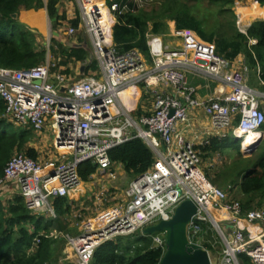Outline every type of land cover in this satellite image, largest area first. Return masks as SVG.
<instances>
[{"label": "built area", "instance_id": "2783aa9c", "mask_svg": "<svg viewBox=\"0 0 264 264\" xmlns=\"http://www.w3.org/2000/svg\"><path fill=\"white\" fill-rule=\"evenodd\" d=\"M76 1L98 71L72 78L54 71L55 64L49 61L27 69L0 68V97L6 105V117L21 128H31L35 136L48 129L53 151L44 159L13 155L4 167L0 187L15 183L16 193L28 209L56 218L51 201L68 197L79 187V163H96L94 176L108 172L116 168L108 151L139 138L150 147L154 162L129 182L122 202L82 222L75 237L50 233L53 238L65 239L76 257L73 264H90L101 244L142 233L146 226L170 219L175 208L188 199L197 206L187 226L189 240L197 237L199 223L208 221L223 244L218 264H241V254L252 264H264V206L243 212L238 201L228 200L227 192L206 178L196 143L184 134L195 109L207 115L212 128L197 144L208 142L210 137H225L224 132L232 129V136L242 145L250 132H260L264 92L247 84L248 67L244 62L233 67L234 63L216 53L214 44L190 30L176 31L181 37L178 49L167 50L156 36L148 39L152 64L136 50L118 53L102 21L99 2L105 5L104 0ZM106 10L111 31L114 19L110 14L117 5ZM68 33L74 35L75 29ZM186 72L214 80V95L198 97ZM130 88V94L124 95ZM139 89L150 97L151 107L135 115ZM236 116L239 119L234 125ZM212 211L219 212L217 217ZM164 242V233L154 235L155 246L164 249Z\"/></svg>", "mask_w": 264, "mask_h": 264}, {"label": "trees", "instance_id": "16d2710c", "mask_svg": "<svg viewBox=\"0 0 264 264\" xmlns=\"http://www.w3.org/2000/svg\"><path fill=\"white\" fill-rule=\"evenodd\" d=\"M61 1L47 0L45 4L43 0H0V68L27 69L45 61L46 49L38 47L33 31L24 27L13 15L22 10L45 7L49 18L58 24L56 20L60 17L58 6ZM104 1L109 7L112 4L117 5V10L113 12L111 36L118 53L136 50L149 57L148 34H159L164 28L165 20H169L174 22L176 31H193L202 40L214 44L216 53L230 63L242 56L249 74L251 71L256 72L264 89V20L253 21L245 33L230 25L233 24L231 21L226 26L222 25L207 32L201 26L200 20L189 12V6L184 0H163L149 10L140 9L138 0ZM215 1L225 5L226 10L230 9L229 5L232 3V0ZM256 1L264 4V0ZM99 5L104 13L102 21L111 23L103 3L99 2ZM70 24L77 26V20L70 21ZM49 50L57 59L53 70L66 75L71 74V67L77 62L83 63L87 59L83 48H64L54 39H51ZM85 70L96 71L95 60L86 65ZM131 91L132 89L125 95ZM262 109L264 110L263 106ZM5 111V102L0 97V179L6 163L15 154L41 159L40 152L31 146L32 137L35 136L33 130L29 127H15L6 117ZM140 113V108L134 112L135 115ZM238 119L236 116L234 125ZM260 131L264 140V123ZM237 141L234 137L230 139L214 136L208 142L196 144L194 148L200 152L204 161H210L226 147L235 152L237 157L231 162L214 164L211 169H203L202 166V170L210 183L223 187V190L237 187L238 202L243 212H247L264 206V150L255 160L245 158L240 141ZM108 157L113 166H121L130 181L146 172L154 162L150 147L139 138L113 147L108 151ZM96 168L97 164L91 160L79 163L77 172L80 180L89 181ZM51 202L56 218L28 209L19 193L15 192L8 199L0 197V264H57V244L60 241L59 237L53 238L50 233H68L72 230L70 216L75 202L67 197H57ZM209 229V226L201 223L197 237L193 238L196 242L206 235L201 245L208 252L211 250ZM163 251L161 247L154 245V235H144L138 231L118 236L98 246L90 264H159ZM239 258L241 264H252L243 254Z\"/></svg>", "mask_w": 264, "mask_h": 264}, {"label": "rangeland", "instance_id": "374dc122", "mask_svg": "<svg viewBox=\"0 0 264 264\" xmlns=\"http://www.w3.org/2000/svg\"><path fill=\"white\" fill-rule=\"evenodd\" d=\"M46 4L47 0H43ZM103 1V0H101ZM139 1V8L144 10H149L151 7L158 5L163 0H138ZM105 2L106 9H108L109 4ZM185 3L189 6V12L196 16L200 22L201 26L207 31L210 32L212 29L218 28L219 26H226L228 25V22H233L232 25L235 27L238 31L247 29V27L256 20H264V4L259 3L256 0H232V3L229 5L230 9L226 10L225 5H223L220 1L215 0H184ZM103 3V2H102ZM256 5L260 8H262V17L256 16V17H250L247 18L246 21L242 20L240 17V11L241 9H247L250 11V9H256ZM110 8V7H109ZM59 11V19L56 20L58 24L54 22L53 19H50L46 8H41L38 10H28V11H20L18 14H16L15 19L19 21L21 24H23L24 27L27 29L33 31L36 43L38 44V47L45 48L46 58L45 61L42 63H46L49 61L50 63H55L57 59H55V54L50 52L49 47L51 45V39H54L57 44L59 43L60 46H63L64 48H70V47H80L83 48L87 53V61L88 63L94 61L93 56V50L90 46V41L87 33L85 32L84 28L80 24V12L78 3L76 0H62L58 6ZM260 11V10H259ZM42 13L43 18H37L34 19L32 24L30 22H25L23 19L24 14L28 13ZM261 12V11H260ZM111 17H113V13L111 12ZM77 20V26L73 27L70 24V21ZM36 25H35V24ZM106 22H104L105 24ZM108 23V22H107ZM111 24V23H110ZM113 24V23H112ZM75 29V34L70 35L68 33V30L70 28ZM111 35V34H110ZM152 36H156L160 38L162 45L167 50L171 49H178L181 44V37L176 34V29L174 27V22L165 20L164 28L160 31L159 34H153L149 33L147 37L150 39ZM58 51V50H57ZM144 59L146 60L147 64H152V57L149 53V57L144 56ZM80 63V67L86 66V63L83 64ZM78 65L75 67V70L72 69L71 75L72 78H79L83 77L84 75H92L90 73H86V71L83 70L81 72V68L79 71ZM88 65V64H87ZM188 79H190L191 76L196 75L197 78H199L200 86L202 93L205 92L208 93V95L212 92L213 87L217 84L214 80L203 77L201 75L192 73V72H186ZM247 84L252 87L256 88L257 91L264 92L263 87L261 86L257 73L254 71H251L249 74V78L247 80ZM208 91V92H207ZM141 92L139 89L138 93V99ZM201 97V96H200ZM204 97V96H203ZM264 102V101H263ZM264 107V105H263ZM15 127H20L18 125H15ZM225 134L223 136L229 137L231 139L232 136V129H228L224 132ZM51 134V133H50ZM48 133L47 140H42L39 136L32 137V144L31 146L33 148H36L37 151L43 152L45 155V158H47V155H52V147H51V140L52 135ZM39 137V138H38ZM239 141V140H238ZM50 143V144H49ZM241 151L244 154L245 158H252L256 159L259 157V155L264 150V140L259 138L252 144L250 147H248L246 150L243 151L242 146L240 145ZM235 152L226 147L222 150V152L215 154L210 161L202 160L201 162V168L203 166V169L209 168L212 165L220 164L222 162H231L236 158ZM115 173L114 177H112L110 174ZM242 179V178H241ZM240 179V182H241ZM130 180L128 177L123 173L122 168H111L110 171L105 173H99L98 175L91 177V179L87 182H80L79 187L70 193V195L67 197L70 200H73L75 202L71 212L70 220H71V231L64 232L63 234H68L69 236L75 237L79 233V229L81 227V223L91 220L99 215V213L108 211L110 209H113L117 207L125 196V190L128 187ZM216 186V185H215ZM218 188H222L221 186H217ZM16 184L15 183H8L5 186L0 187V197L3 199H8L11 194H14L16 191ZM228 189V191H227ZM224 189L227 192V199L228 200H235L239 201V196L237 194V187L233 186L231 188ZM213 216L217 217V214L219 212L212 211ZM219 224H221V221H218ZM205 224L209 226L210 234V244H211V250H209V255L211 258V262L213 264H218L222 250H223V244L217 235L215 229L212 227L211 223L206 221ZM201 225V223H199ZM158 235H162V232H158ZM206 235L203 236L202 240H200V244L205 241ZM58 252H57V264H73L76 261V257L73 251L69 249L67 246V243L64 238L59 237L58 239Z\"/></svg>", "mask_w": 264, "mask_h": 264}, {"label": "water", "instance_id": "95a60500", "mask_svg": "<svg viewBox=\"0 0 264 264\" xmlns=\"http://www.w3.org/2000/svg\"><path fill=\"white\" fill-rule=\"evenodd\" d=\"M81 70L83 72V67ZM196 212V204L189 199L184 200L175 208L170 219L160 220L142 230L144 235L164 233V251L159 264H212L209 252L200 241H191L187 236V226Z\"/></svg>", "mask_w": 264, "mask_h": 264}, {"label": "crops", "instance_id": "0c3cea01", "mask_svg": "<svg viewBox=\"0 0 264 264\" xmlns=\"http://www.w3.org/2000/svg\"><path fill=\"white\" fill-rule=\"evenodd\" d=\"M22 11H24V10H22ZM41 17H43L42 13L41 14L40 13H38V14L36 13L35 14V13H31L30 12L28 14H24L23 15V19L25 20V22H30L31 24L33 23L32 21L34 19L41 18ZM87 60L88 59H86V61L83 62V64H85V63H86V65L89 64ZM243 62H244L243 57L242 56H239L233 62L234 63L233 64V67H238ZM78 64H80V63L77 62L74 66L76 67ZM75 67H73L72 69L75 70ZM85 67L83 69L84 71H86L85 70ZM80 68H82V67H80V65H78L77 71H79ZM72 69H71V71H72ZM97 71H98V68H97L96 71L89 70V71H86V73L87 74L88 73L93 74V73H96ZM188 80H189V84L190 85L195 86L197 88V96L198 97L201 96V98H206V97H209V96H213L214 93H215V91H216V89H217V86L215 85L213 87L212 92L209 95H208V93H205V92L201 95L202 91L201 90L199 91V89H201V86L199 85L200 84L199 78H197V76L193 74V76H191L190 79H188ZM141 93L142 94H141V97L139 98V101H138V104H137V109L140 108V111L142 113L144 111H148L149 108L151 107V101H150L151 99L149 100L150 97L144 91H142ZM190 118H191L190 119V126H189V128L186 131H184V134H185V136L189 140H191V141H193L194 143L197 144V143H200L201 141H203L206 138V136H205V133L206 132H211L212 131L211 122H210L209 118L207 117V115L201 109H195V110H193L190 113ZM48 133L50 134L49 130L48 129H45L44 132L41 133L39 137H41L42 140L43 139L44 140H47ZM51 142H52V140H51ZM40 155H41L40 156L41 159H44L45 158V156H44L45 154L43 152H40ZM46 155L48 157V154H46ZM120 167L121 166H119V165L116 166L117 169H119Z\"/></svg>", "mask_w": 264, "mask_h": 264}, {"label": "bare ground", "instance_id": "6f19581e", "mask_svg": "<svg viewBox=\"0 0 264 264\" xmlns=\"http://www.w3.org/2000/svg\"><path fill=\"white\" fill-rule=\"evenodd\" d=\"M95 3V2H94ZM256 9H250V11L249 10H247V9H241V11H240V15H241V19L242 20H244V21H246L247 20V18H249V16L250 17H256V16H260V17H262L263 15H262V8H260V7H258V6H256L255 7ZM261 12H260V11ZM101 12H102V14H103V16L102 17H104V13H103V11H102V9H101ZM44 16V15H43ZM43 18V17H42ZM107 24V27L108 28H106L105 29V31L107 30L108 31V38H110V34H111V31H110V22L109 23H106ZM131 90V88L130 89H128V90H126V91H124L123 92V94L125 95L126 93H128L129 91ZM260 138V134L259 133H256V132H250L245 138H243L242 139V141H243V144L241 145L242 146V148L243 149H247L248 147H250L252 144H254V142H256V140H258ZM237 141V140H236ZM237 142H239V141H237ZM244 151V150H243ZM245 152V151H244Z\"/></svg>", "mask_w": 264, "mask_h": 264}, {"label": "clouds", "instance_id": "9594fccd", "mask_svg": "<svg viewBox=\"0 0 264 264\" xmlns=\"http://www.w3.org/2000/svg\"><path fill=\"white\" fill-rule=\"evenodd\" d=\"M261 133V131L259 132V134ZM243 149V148H242ZM243 150H246V149H243ZM155 235V234H154Z\"/></svg>", "mask_w": 264, "mask_h": 264}]
</instances>
